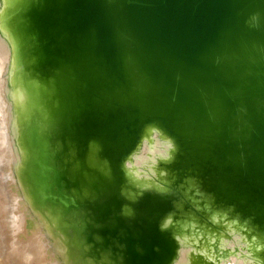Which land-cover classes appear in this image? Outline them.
<instances>
[{"label":"water","instance_id":"obj_1","mask_svg":"<svg viewBox=\"0 0 264 264\" xmlns=\"http://www.w3.org/2000/svg\"><path fill=\"white\" fill-rule=\"evenodd\" d=\"M10 18L19 60L57 96L25 141L32 174L47 205L94 220L85 244L111 248L112 262L119 250L124 264H169L178 241L162 220L188 177L264 233V0H20ZM150 127L175 140L177 175L125 214L121 165ZM65 153L84 158L100 198L73 194Z\"/></svg>","mask_w":264,"mask_h":264},{"label":"bare ground","instance_id":"obj_2","mask_svg":"<svg viewBox=\"0 0 264 264\" xmlns=\"http://www.w3.org/2000/svg\"><path fill=\"white\" fill-rule=\"evenodd\" d=\"M16 3L17 0H0V10L4 7L0 15L10 13ZM1 20L4 19L0 16V111L2 110L4 116L2 117L0 112V126L5 131L9 130L11 136L8 146L2 147L4 150L3 157L0 156V167L3 168L6 174L5 177H7L6 191L3 195L7 201L8 216L6 214V217H8V220L6 225L4 223L5 226H3H7L5 228L7 232L3 237L5 238L7 233V239H5L8 240V248L14 243L17 244L19 249L26 253L33 262L22 264H81L80 262L85 261L86 257H89V259L84 263L98 264L96 262H99L100 258H107L106 253L110 252L109 250L102 252L100 245L96 249H92L91 245L85 244L94 234H98L94 231L96 226L94 220L88 222L90 226L88 231H94L90 238H84L80 233H76L71 237L65 236L63 220H71L67 215L68 211L64 209L62 204L52 203L47 205L45 203L47 198L44 194L45 191L37 184L38 180L32 174V172H35L33 161L36 163L38 159L28 156V144L25 141L35 139L30 134L31 129L35 126L34 123L41 122L44 119L47 120L49 108L53 111V108L57 107V96L49 82L44 81L38 74L32 73V67L29 63H21L17 52L16 43L18 40L14 34V29L12 30L10 25L11 19L4 22ZM24 65L26 69H23ZM5 119L8 121L7 123L4 122ZM43 125L46 127L47 125L50 126L51 123L48 120ZM56 129L57 125L53 124L50 126L49 131H56ZM57 132L59 131L57 130ZM140 140L139 145L137 144L136 149L131 152V158L128 161L132 177L128 178V184L130 185L128 190L126 188L122 191L127 200H124V207L130 204L135 207V204H137L143 208L146 193L142 194V192L148 189L143 185H152L151 189L153 191H158L155 189L157 185L166 189L167 184H171L173 177L177 175L174 166L180 160V149L177 148L176 142L171 136L161 128L150 127L144 130ZM58 143L59 146H62L60 142ZM67 146L68 142H63V148H67ZM64 157L70 165L71 178H74L82 186H75L73 194L76 193L82 199L100 198L96 195L93 186V189L87 187L91 179L95 181V177L80 175L78 168L83 167L84 158L75 155L67 156L66 153ZM90 163L97 167L103 163V160L92 156ZM103 171L107 175L104 169ZM104 173L102 172V174ZM188 178L183 187L185 196L181 197L177 203L178 208L180 207L181 210L175 211L162 220V225H166L167 228H172L174 222L178 223L179 226V232L175 231V237L178 241L177 250L169 264L177 255L185 254L187 250L186 236L183 235H190L198 241H203L206 232L210 229L209 222L194 226L181 223V220L189 217L187 210H193V208L205 210V206L213 203L211 196L199 187L194 179L191 181ZM139 195L141 197L138 199ZM2 198L3 196L0 195V200ZM184 198L189 202V207L185 205ZM132 200L137 201L133 202ZM215 204L219 210H227L229 215L237 217L241 225L254 234L255 253L260 264H264V233L260 231L257 224L240 217L239 213L234 212L233 207L227 209L223 208L220 203ZM1 206L3 205L1 204L0 208ZM131 206H127V212L124 208L123 212L132 214L134 210ZM143 213L137 218L143 217ZM4 219L6 220V218ZM219 225H222V223L220 222ZM197 226L199 227L197 228ZM224 234L225 231L223 230V238L218 247L219 251L224 245ZM79 236L81 237L79 238ZM3 237L0 240V246H3ZM81 247L84 248L81 249ZM1 248L0 251L3 252L4 246ZM80 251L84 252L85 255L81 254ZM12 252L15 253V251ZM67 252L71 254V257L66 254ZM89 254L93 255L95 259L90 257ZM117 257L120 260H117ZM114 259V262L110 258L107 259L106 264H124L121 262L118 253L114 254Z\"/></svg>","mask_w":264,"mask_h":264},{"label":"rangeland","instance_id":"obj_3","mask_svg":"<svg viewBox=\"0 0 264 264\" xmlns=\"http://www.w3.org/2000/svg\"><path fill=\"white\" fill-rule=\"evenodd\" d=\"M19 2L20 0H17L16 5ZM3 8L0 10V14H2ZM11 12L4 15H0L4 19L1 21H8ZM10 19L12 20V18ZM11 28L13 30L12 25ZM0 112L2 113V110ZM2 117H4L3 113ZM4 122L7 123L8 121L5 119ZM10 137V131H5V129L0 126V156L2 157L4 153L3 148L8 146L10 142ZM5 176V171H3V168L0 167V195L3 196V198L1 199L2 201L0 200V205H3L0 208V240H2V237L5 235V232H7L5 229L7 226H3L6 225V221L8 220V217H6V214L8 216L7 201L3 195L6 191L7 177ZM187 212L189 217L185 218L184 220H181V223L183 225L194 226L196 224H203L205 222H209L210 229L206 232V236L204 237L203 241H198L190 235H183L181 233L183 236H186L185 243L188 245V247L185 254L181 253L180 255H177L175 259L171 262V264H260L259 259L257 258V254L255 253L256 243L253 239L254 234L249 232L248 229L244 228L237 217L229 215L227 213V210H219L218 208H216V204L214 203H210L209 206H205V210L200 208H193V210H187ZM2 217L6 218V220L4 218L2 219ZM89 221L90 220H63V225H65L66 232L65 236L71 237L76 233H80L84 238H90V236L95 230H92L91 232L88 231L90 229V226L88 224ZM136 222H138V220H133L134 224ZM220 222L222 223V225H219ZM171 227L174 231L179 232L178 223L174 222ZM198 227L199 226H197V228ZM223 230L225 231V241L223 248L219 251L218 247L221 239L223 238ZM5 238L7 239V233ZM5 238L3 237L2 241L4 242L2 243L4 246L2 250L3 252L0 251V264H13V262L14 264H22L24 262L33 263L32 260L26 255V253L22 252L19 249V246L17 244L14 243L8 248V240H6ZM3 246H0V249H2L1 247ZM83 248L84 247H81V249ZM108 250L110 254H112L111 248ZM12 251H15V253H13ZM115 251V253L117 254L119 250ZM80 253L83 254L84 252L82 253L80 251ZM66 254L71 257V254L69 252H67ZM87 259H89V257H86L84 260L86 261ZM107 259H109L108 255L107 258H100L98 260L99 262L96 263L106 264ZM116 259L120 260V258L118 257ZM85 261H82L80 263L87 264L84 263ZM88 264H90V262H88Z\"/></svg>","mask_w":264,"mask_h":264},{"label":"clouds","instance_id":"obj_4","mask_svg":"<svg viewBox=\"0 0 264 264\" xmlns=\"http://www.w3.org/2000/svg\"><path fill=\"white\" fill-rule=\"evenodd\" d=\"M130 158H131V157H130V155L128 154V155L124 158V160H123V162H122V165H121V168H122V170H123L125 176L128 177L129 179L132 177V173H131V170H130V167H129V163H128V161H129ZM161 175H163V173H161ZM143 187H145V188H152V185L145 184V185H143ZM155 189L158 190V191H161V186L157 185V186L155 187ZM125 211H126V212L128 211L126 205H125ZM162 227H164V225H162Z\"/></svg>","mask_w":264,"mask_h":264},{"label":"snow or ice","instance_id":"obj_5","mask_svg":"<svg viewBox=\"0 0 264 264\" xmlns=\"http://www.w3.org/2000/svg\"><path fill=\"white\" fill-rule=\"evenodd\" d=\"M174 151H175V149H174ZM161 191L162 192H167V191H169L168 189H164L163 187H161ZM164 227H166V225H164Z\"/></svg>","mask_w":264,"mask_h":264}]
</instances>
